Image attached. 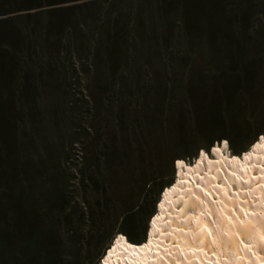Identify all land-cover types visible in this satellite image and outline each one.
<instances>
[{
	"label": "rangeland",
	"instance_id": "374dc122",
	"mask_svg": "<svg viewBox=\"0 0 264 264\" xmlns=\"http://www.w3.org/2000/svg\"><path fill=\"white\" fill-rule=\"evenodd\" d=\"M24 3L0 0V19L13 18L17 86L37 83L16 127L26 225L48 264H100L121 237L144 245L178 168L226 151L240 170L264 148V0Z\"/></svg>",
	"mask_w": 264,
	"mask_h": 264
},
{
	"label": "bare ground",
	"instance_id": "6f19581e",
	"mask_svg": "<svg viewBox=\"0 0 264 264\" xmlns=\"http://www.w3.org/2000/svg\"><path fill=\"white\" fill-rule=\"evenodd\" d=\"M256 149L234 163L240 170L226 151L195 169L178 168L148 248H130L121 237L100 264H264V148Z\"/></svg>",
	"mask_w": 264,
	"mask_h": 264
},
{
	"label": "trees",
	"instance_id": "16d2710c",
	"mask_svg": "<svg viewBox=\"0 0 264 264\" xmlns=\"http://www.w3.org/2000/svg\"><path fill=\"white\" fill-rule=\"evenodd\" d=\"M62 1L65 0H24L20 8H39ZM7 12L0 9V14ZM12 19L9 16L0 19V191L11 196L7 204L12 206L9 213L5 212L0 198V223L7 216L9 220L6 227H0V264H48L47 256L43 258L38 252L40 244H44L42 235L38 234L37 227L26 225L31 219L32 205L29 197L22 195L27 189L24 178L26 156L19 150L16 123L20 120L17 117L20 110L17 100L26 95L27 90H36L37 83L25 79L17 86L18 57L14 46L7 40L13 28ZM185 22L183 20L184 29L188 26Z\"/></svg>",
	"mask_w": 264,
	"mask_h": 264
},
{
	"label": "snow or ice",
	"instance_id": "6c2138e0",
	"mask_svg": "<svg viewBox=\"0 0 264 264\" xmlns=\"http://www.w3.org/2000/svg\"><path fill=\"white\" fill-rule=\"evenodd\" d=\"M261 139H264V137H262ZM257 147V145H254L253 146V148L255 149ZM251 155H252V152H249L248 154H246L245 155V159H249L250 157H251ZM233 175H235V174H233ZM253 179H255V177H253ZM245 183H248L247 181H245ZM152 243V241H151V239H149L148 241H147V243H145L144 245H141L140 247H143V248H148V245L149 244H151ZM129 247H135L134 245H129Z\"/></svg>",
	"mask_w": 264,
	"mask_h": 264
}]
</instances>
